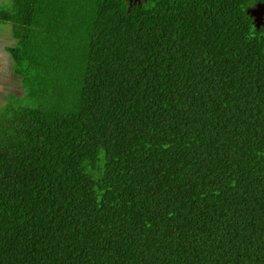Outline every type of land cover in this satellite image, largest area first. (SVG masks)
Masks as SVG:
<instances>
[{
    "label": "trees",
    "instance_id": "obj_1",
    "mask_svg": "<svg viewBox=\"0 0 264 264\" xmlns=\"http://www.w3.org/2000/svg\"><path fill=\"white\" fill-rule=\"evenodd\" d=\"M261 1L0 8V264H264Z\"/></svg>",
    "mask_w": 264,
    "mask_h": 264
},
{
    "label": "rangeland",
    "instance_id": "obj_2",
    "mask_svg": "<svg viewBox=\"0 0 264 264\" xmlns=\"http://www.w3.org/2000/svg\"><path fill=\"white\" fill-rule=\"evenodd\" d=\"M11 0H0V8H10ZM14 44L9 22H0V105L7 92L18 93L20 88L16 76L11 73L10 59L5 47Z\"/></svg>",
    "mask_w": 264,
    "mask_h": 264
},
{
    "label": "water",
    "instance_id": "obj_3",
    "mask_svg": "<svg viewBox=\"0 0 264 264\" xmlns=\"http://www.w3.org/2000/svg\"><path fill=\"white\" fill-rule=\"evenodd\" d=\"M250 14L253 16L255 24L258 25L264 14V0L255 4L254 7L249 9Z\"/></svg>",
    "mask_w": 264,
    "mask_h": 264
}]
</instances>
